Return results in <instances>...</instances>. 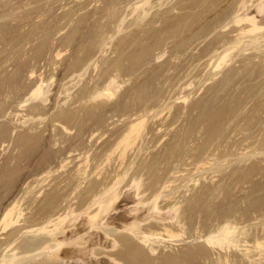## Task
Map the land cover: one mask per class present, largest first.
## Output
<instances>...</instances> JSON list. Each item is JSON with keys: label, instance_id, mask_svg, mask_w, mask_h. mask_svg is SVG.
Wrapping results in <instances>:
<instances>
[{"label": "rangeland", "instance_id": "obj_1", "mask_svg": "<svg viewBox=\"0 0 264 264\" xmlns=\"http://www.w3.org/2000/svg\"><path fill=\"white\" fill-rule=\"evenodd\" d=\"M261 4L0 0V255L15 246L16 253L36 252L51 237L35 230L67 214L64 231L54 235L66 240L63 249L78 245L86 254L50 264H105L110 257L124 264H264ZM244 13L255 16L259 33L245 35L249 24L233 23ZM38 84L45 96L24 103ZM139 120V131L123 141ZM134 180L141 187L127 200ZM113 185L115 223L91 228L96 207L87 215L84 209ZM153 205L162 216L175 209L189 231L180 228L181 238L172 219L165 226L179 238L169 239L162 222L151 220L140 228L157 233L144 245L119 227ZM9 210L12 225L3 229ZM220 220L233 223L230 240L239 242L225 251L200 239ZM37 254L29 264L44 259Z\"/></svg>", "mask_w": 264, "mask_h": 264}, {"label": "bare ground", "instance_id": "obj_2", "mask_svg": "<svg viewBox=\"0 0 264 264\" xmlns=\"http://www.w3.org/2000/svg\"><path fill=\"white\" fill-rule=\"evenodd\" d=\"M257 7H258V5H257ZM263 7H264V5H259V11H261L262 9H263ZM245 8V7H244ZM253 12V11H252ZM257 12V11H256ZM250 15V14H249ZM249 15H247L246 13H244L243 15H237V16H235V18H233V23H235V25L237 24V25H239L238 23H241V24H243V22H247L249 25V31L248 30H246L248 27L245 25V27H246V29L245 30H243V31H247V32H245V35H246V33H250V31H256L259 27H257V25H256V18H255V16L253 17V16H249ZM260 16H261V14H260ZM263 17V16H262ZM261 21V20H260ZM259 24V23H258ZM263 26V25H262ZM261 26V27H262ZM244 27V26H243ZM260 27V28H261ZM243 29V28H242ZM264 28H262V30H263ZM241 30V29H240ZM261 29H259V31H260ZM242 31V30H241ZM242 31V32H243ZM258 31V30H257ZM256 31V33H259V32H257ZM255 33V32H254ZM254 33H252V34H254ZM239 34H240V32H239ZM242 35H240V36H244V32L243 33H241ZM251 34V33H250ZM247 35H249V34H247ZM238 37V36H237ZM255 45V44H254ZM262 48V47H261ZM227 54V53H226ZM224 55V56H222V60L221 61H223V58H225V57H227V55ZM219 65L220 64H218L217 65V67H219ZM216 67V68H217ZM112 79V78H111ZM110 79V80H111ZM112 81V80H111ZM110 81V82H111ZM113 82L114 81H112V83L110 84V85H107L108 87L110 86V88H111V85L113 84ZM107 84H109V83H107ZM115 84V83H114ZM29 95V97L24 101V103H26V102H28L29 100H37V99H39V98H41V97H43V96H45V93L42 91V84H38L36 87H34V88H32V90L30 91V93H28ZM94 94H96V93H94ZM104 94V93H103ZM101 95V94H100ZM91 96H92V94H91ZM94 97H96L95 95H93ZM97 96H98V94H97ZM94 97H92L93 99H94ZM91 99V98H90ZM46 100V99H45ZM44 101V100H43ZM141 117V116H140ZM139 117V118H140ZM144 119V118H143ZM141 120H139L137 123H136V121H135V123L134 122H132V123H134V124H132V125H130L131 126V128H130V130L128 129V132H126V135H125V137H124V139H122L123 141H125V142H127L128 141V137L130 136V134H134V132H136V131H139V130H137V128L138 127H140V125L142 124V121L140 122ZM182 132V131H181ZM136 135H138L137 133H136ZM204 163V162H203ZM208 163V162H207ZM201 167V166H200ZM197 169V168H196ZM204 170V169H203ZM206 174V173H205ZM123 175V174H122ZM124 176H126V175H124ZM123 176V177H124ZM133 180V179H132ZM168 183V182H167ZM116 185V184H115ZM115 185H113V186H111L110 188H108L107 190H105L104 192H100L99 194H97V195H95L94 196V198H92V200H91V202L88 204V206L84 209V211H83V213L82 214H86V213H88V211L90 210V208H94V206L96 207V211L94 212V214L92 213V214H89L88 215V220H87V222L90 224V227L91 228H97L98 226H103V225H106V224H112V222L113 223H115L114 222V219H113V217H111L110 215H109V213H110V211H112L113 210V207H114V205H115V203L118 201V199H119V191L117 190L118 188H116V186ZM165 185V184H164ZM140 185H139V183H138V180L137 181H132V184L130 185V194H129V191H127L128 193L127 194H125V197L124 198H126L127 200L128 199H131L132 197H133V195H134V193L136 192V191H138L139 190V188L141 187H139ZM165 187V186H164ZM178 189V188H177ZM88 191V190H87ZM117 191H118V193H117ZM121 191V190H120ZM216 191V190H215ZM124 196V195H123ZM123 198V199H124ZM125 199V200H126ZM126 200V201H127ZM216 201V200H215ZM176 206V205H175ZM174 206V207H175ZM173 207V208H174ZM67 210V209H66ZM133 211H137V208H134V209H132ZM172 210H174V216L172 217V214L169 212V214L167 215V216H162L161 214H159V212H157L156 214L154 213V211H158V209H157V207L156 206H154L153 205V207L151 208V212H148V213H145V214H141V215H133V216H131L130 218H126V217H122L123 219H122V221L118 224L119 225V227L122 229V231L123 232H126V233H128V234H130V235H132V236H134V238H136L140 243H142V244H144V245H147L148 244V242H149V244H153V242L152 243H150V240H151V238L153 237V236H155L156 235V233L157 232H155V234H154V230L153 231H148L149 233H146L147 231H145V230H143V229H141L140 228V226H141V224L142 223H148V222H150L151 220H156V221H159L161 224H162V226L164 227H161V229H163V230H165V232L167 233L168 231L170 232L169 234H170V236L168 237L169 239L171 238H173L174 239V236H175V238L177 237V235H176V233L174 234V233H171V230L173 231V229H168V228H170V226L167 228L166 226H165V223L167 222H169V221H171L172 219V223H173V221H174V223L177 221V218L176 219H174V217L176 216V214L177 213H175V209H172ZM172 210H171V212H172ZM160 211V210H159ZM82 212V211H81ZM38 213V212H37ZM69 213H71L72 215H73V213L74 212H69ZM79 214V213H78ZM81 214V213H80ZM81 214V215H82ZM19 215H21V214H19ZM80 215V216H81ZM87 215V214H86ZM11 216H12V210H9V211H6V213L3 215V217H2V219H1V223L2 224H4L3 225V229L5 228V227H7L8 225H12V219H13V216H12V218H11ZM69 216V215H68ZM67 216V214H63V215H60V216H58L56 219H54V220H50V221H48L47 222V224H45V225H41L40 227H38L35 231H37V232H45V233H47V234H50V237H51V240H50V242L48 241H44V242H42L43 240H41V242L42 243H40V244H38L37 245V247H35L34 248V250L36 251H38V256L36 255V257H38L39 258V256H44V259H42L40 262H38L37 264H46L47 262H48V264H50L51 263V260H57V261H60V262H69V260H76V259H82V258H80V257H84L85 256V254H86V252H83L79 247H77L76 245L74 246L75 248H73V249H63L62 247H63V245L65 246V241L66 240H63L62 238H56L55 237V232L56 231H64L63 229V227H62V224H63V222L66 220V218L68 217ZM71 216V215H70ZM79 216V215H78ZM180 218H181V216L180 215H178ZM178 216H176V217H178ZM180 218H178V226L179 227H174V230H175V228H177V230H181V229H183V230H188V228L187 229H184V228H182V226L184 227V225H183V223L185 224V223H187V222H185V220H184V222H183V220H181ZM179 219H180V225H179ZM230 219V218H229ZM228 219V220H229ZM176 220V221H175ZM227 220V221H228ZM226 222V220H223V221H221L220 220V222H222V223H220V226H219V224H218V227L216 228L215 226L213 227V228H216L214 231L212 230V232H211V230H209L210 232H208V234L207 235H203V236H201L200 237V239L203 241V242H205L206 243V245H210V246H214L215 248L217 247V249H218V251L220 250H222V251H225V249H223L224 248V246L226 245H228V244H233V246L234 245H236V243H237V241H234L233 239H232V241L230 240L231 238V235H232V237H233V232L235 233V226L234 225H232V224H230V225H232V227L229 225V223H225V224H223V222ZM17 222V220H15V221H13V223H16ZM19 222V221H18ZM176 222V223H177ZM25 223V222H24ZM173 223V224H174ZM189 223V222H188ZM2 224H1V227H2ZM222 224V225H221ZM239 224V223H238ZM188 225H190V224H187L186 226L187 227H189ZM167 226H168V224H167ZM171 226H173V225H171ZM176 226H177V224H176ZM191 227V226H190ZM189 227V228H190ZM206 227V226H205ZM204 227V228H205ZM208 227V226H207ZM212 227V226H211ZM233 227H235V228H233ZM168 230H167V229ZM172 228V227H171ZM181 228V229H180ZM199 228H201V227H199ZM212 228V229H213ZM6 229V228H5ZM120 229V230H121ZM149 229V228H148ZM202 229H203V227L201 228V231H202ZM209 229H211L210 227H209ZM18 230V229H17ZM183 230H181V231H183ZM237 230V229H236ZM243 230V229H242ZM241 230V231H242ZM22 231V230H21ZM189 231V230H188ZM205 231V230H204ZM152 232V233H151ZM164 232V231H163ZM177 232V231H176ZM186 234V232H178V235L179 234H181V235H179L180 237L181 236H184L185 234ZM207 233V232H206ZM206 233H204V234H206ZM16 234V233H15ZM20 234V233H19ZM28 234V233H27ZM31 234H33V233H31ZM38 234V233H37ZM168 234V233H167ZM173 236H172V235ZM203 234V233H202ZM238 234V233H237ZM157 235H160V232H159V234H157ZM200 235V234H199ZM12 236V235H11ZM104 236L105 237H107V236H109L107 233H105L104 234ZM161 236V235H160ZM166 236V235H165ZM235 236V235H234ZM177 238H179V237H177ZM182 238V237H181ZM80 239H81V237H80ZM152 239H154V238H152ZM158 239H160V238H158ZM167 239V238H166ZM194 240V239H193ZM236 240V239H235ZM19 241V240H18ZM173 241V240H172ZM234 241V242H233ZM15 242V241H14ZM109 242H111L110 243V247H112V248H116L118 245H119V242L116 240V239H114V240H112V241H109ZM194 242V241H193ZM230 242V243H229ZM13 243V242H12ZM11 243V244H12ZM67 243V242H66ZM183 243V242H182ZM235 243V244H234ZM239 243V242H238ZM237 243V244H238ZM260 243V245H263V244H261V242H259ZM232 244H231V246H232ZM67 245V244H66ZM161 245V244H160ZM256 246H257V244H255ZM260 245H258L259 247H260ZM10 246V245H9ZM9 246H7L6 245V247H8V248H10ZM150 246V250L152 251V253H154V249H152L151 248V245H149ZM255 246V247H256ZM256 247L257 249L259 248V247ZM5 247V248H6ZM77 247V248H76ZM153 247V246H152ZM159 247V246H158ZM209 247V246H208ZM228 247L230 248V245H228ZM228 247H226V248H228ZM236 247V246H235ZM12 248V247H11ZM164 248V247H163ZM215 248H214V250H215ZM246 248V247H245ZM255 248V249H256ZM16 249H17V247L15 246L14 248H12V249H9V251H10V254H7V255H0L1 257H0V264H29V263H31L32 261L31 260H29L30 258H28V256H29V254L30 255H33L34 253H36V252H31V251H33V250H24V251H22V252H20V253H16ZM211 249V248H210ZM216 249V250H217ZM5 250V249H4ZM18 250V249H17ZM149 250V249H148ZM156 250H158V249H156ZM242 250V249H241ZM8 251V250H7ZM6 251V252H7ZM9 251H8V253H9ZM19 251V250H18ZM17 251V252H18ZM250 251V250H249ZM5 252V253H6ZM32 254H31V253ZM217 252V251H216ZM217 253H219V252H217ZM241 253V252H240ZM252 253V252H251ZM28 254V255H27ZM46 254L48 255V257L49 258H51V259H49L47 262H46ZM247 254V253H246ZM250 254V253H249ZM228 255V254H227ZM245 255V254H244ZM248 255V254H247ZM218 256V255H217ZM261 256V255H260ZM30 257V256H29ZM35 257V258H36ZM199 257V256H198ZM245 257H246V255H245ZM249 257V256H248ZM247 257V258H248ZM34 257H32V260L34 261V262H36L37 260L35 259H33ZM111 258V262L110 263H105V264H124L122 261H120L119 259H117L116 257H110ZM220 259V258H219ZM226 258H224V261H225V263L227 262V260H225ZM249 259H250V257H249ZM253 260V259H252ZM78 261V260H77ZM105 261V260H104ZM108 261V260H107ZM263 261V260H262ZM82 262V261H81ZM223 262V261H222ZM230 262V261H229ZM256 262V261H255ZM70 263H73V262H71L70 261ZM75 263H77V262H75ZM84 263V262H83ZM181 263V262H180ZM253 263V262H252ZM257 263V262H256ZM223 264V263H222ZM228 264V263H227ZM254 264V263H253Z\"/></svg>", "mask_w": 264, "mask_h": 264}]
</instances>
